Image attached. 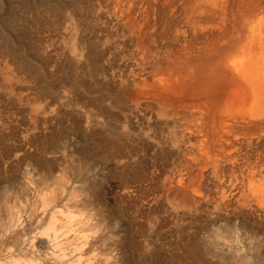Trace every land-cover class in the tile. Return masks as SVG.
I'll list each match as a JSON object with an SVG mask.
<instances>
[{"label":"rangeland","instance_id":"1","mask_svg":"<svg viewBox=\"0 0 264 264\" xmlns=\"http://www.w3.org/2000/svg\"><path fill=\"white\" fill-rule=\"evenodd\" d=\"M147 2L0 0V243L22 231L2 244L3 264L7 251L17 264H264V201L252 191L264 131L199 158L180 184L197 204L170 191L178 132L146 108V96L169 95L166 81L138 85L131 25L148 19L158 50L214 35L208 52L239 35L248 10L264 20V0H212L189 29L184 0Z\"/></svg>","mask_w":264,"mask_h":264},{"label":"bare ground","instance_id":"2","mask_svg":"<svg viewBox=\"0 0 264 264\" xmlns=\"http://www.w3.org/2000/svg\"><path fill=\"white\" fill-rule=\"evenodd\" d=\"M134 1L137 9L145 6V3L148 4L147 0ZM164 1L171 2V0ZM211 1L184 0L188 29L189 27L194 28V25L206 19L208 14L213 13L212 7L214 8V6ZM140 15L137 14V17L135 15L136 18L133 17L134 19L131 20L137 42L138 64H143L142 67L139 65L140 69H136V74L139 70L137 83L139 86H145L150 80L154 82L157 80L166 81V86L161 90L169 97L146 96L145 105L146 108L155 110L158 117L169 121L172 128L177 130L178 135L173 134V145L182 157V163L178 162V169L175 168L176 170L174 169L164 179L165 186L169 190L171 187L172 191H178L184 198H187V201L197 204V197L188 190H181L180 184L182 180L185 182L188 178L189 181L198 174L197 168L202 163V159L199 158L203 155L209 157L214 149L225 151L240 135L246 138L259 135L264 131V20L255 12L248 10L243 16V20H245L241 19L242 22L239 24V35L231 42L228 41V45L211 49V55L205 58L201 56V53L210 54H208L210 51L207 52V48L210 47L208 46L209 41L216 39V36L209 35V38L207 35L208 37L200 40L198 38L190 39V37L186 39L185 36L177 50L170 48L158 50L147 44L149 39L151 40L152 32L149 33L146 27L151 22L145 18L147 21L140 23ZM186 31L182 30V35H185ZM181 77L188 79L187 84L183 80L178 82ZM139 105L140 103H137V107ZM172 167L174 168V165ZM261 178L263 179L261 180ZM252 185H254L252 186L254 195L264 201V176H260V179L253 182ZM188 206L190 207L189 204ZM9 210L7 217L11 219L14 212ZM20 236H22V231H15L9 238L1 241L0 248L2 244L7 249L14 242L17 245ZM7 256L9 263L17 264L20 261V257L13 252L7 251ZM2 262L0 264H3Z\"/></svg>","mask_w":264,"mask_h":264}]
</instances>
